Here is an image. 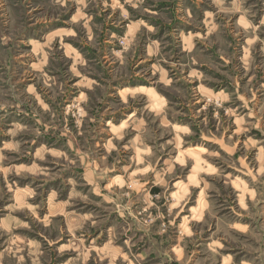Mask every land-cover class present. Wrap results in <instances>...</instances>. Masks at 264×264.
I'll return each mask as SVG.
<instances>
[{
    "label": "clouds",
    "instance_id": "1",
    "mask_svg": "<svg viewBox=\"0 0 264 264\" xmlns=\"http://www.w3.org/2000/svg\"><path fill=\"white\" fill-rule=\"evenodd\" d=\"M160 2L43 0L0 31L26 66L0 75V264H264V0L170 31Z\"/></svg>",
    "mask_w": 264,
    "mask_h": 264
},
{
    "label": "rangeland",
    "instance_id": "2",
    "mask_svg": "<svg viewBox=\"0 0 264 264\" xmlns=\"http://www.w3.org/2000/svg\"><path fill=\"white\" fill-rule=\"evenodd\" d=\"M43 0H28L27 3L22 2V0H4L3 6L0 7V31H3L7 33L10 31L13 27L12 25V20L14 19L16 21V27H19L21 24L25 23H30L28 12L32 8H37L39 4H41ZM186 5H191L193 8L194 12H199V9L196 8L194 4H192V0H173L172 3H168V0H161L160 4L158 5V9L161 11L163 14L162 17L154 23H159L162 26V29L164 31H170L173 28H179L183 27L181 22L179 20H176L174 24L168 25L164 23V17H174L177 15V9H182ZM41 11L40 9L37 8V12H33L32 15H37L38 12ZM97 20L99 22H102V18L98 17ZM106 27H111L110 25ZM75 47V45H73ZM233 47L236 49H239V45H237L235 42H233ZM23 50V45H20L17 48H14L10 53L5 52L3 55L5 57H9L14 54H18L20 51ZM172 51H176L175 48L170 49ZM89 54L90 55H95L94 51L89 49ZM214 51L212 50L213 57H214ZM256 60L257 63L264 64V55H261L260 53H256ZM25 65L20 64L18 62H11L8 67H0V75L4 76H11L13 80H15L17 77L20 76V74L24 71ZM59 67V65H58ZM62 70V69H61ZM203 71L208 72L209 75L219 78L223 80L222 77H219V74L216 73L214 70H209V69H202ZM260 82H264V76L258 77ZM224 84H228L226 80H223ZM5 89L7 88V84L2 85ZM21 88H23V85H20ZM211 91H218V88L210 89ZM22 117H16L15 115L10 116L9 120H6L4 123V127L6 128L8 126V122L11 119H20ZM26 119V118H25ZM31 123V121H28ZM44 140L49 144L53 145L56 143L55 137L52 136H47L44 137ZM25 162H27V158H25ZM55 185H59V182H55ZM62 187V185H61ZM47 188V186H46ZM156 191V190H154ZM6 201L7 197L5 198V201H0V209H3L6 207ZM2 215H0V219H2ZM52 257V264H61V261L56 258V253L52 252L51 253ZM63 259H67V256L64 257ZM157 258L155 256L149 258V264H156Z\"/></svg>",
    "mask_w": 264,
    "mask_h": 264
}]
</instances>
